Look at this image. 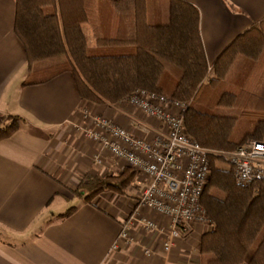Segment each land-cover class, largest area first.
Wrapping results in <instances>:
<instances>
[{"label": "trees", "instance_id": "trees-1", "mask_svg": "<svg viewBox=\"0 0 264 264\" xmlns=\"http://www.w3.org/2000/svg\"><path fill=\"white\" fill-rule=\"evenodd\" d=\"M152 2L15 0L13 32L24 48L27 72L40 76L28 84L69 73L80 100L95 105L120 103L138 90L186 105L185 131L210 152L209 181L200 197L210 224L200 238L201 264H264V180L238 186L233 167L218 155L250 141L264 142V99L254 94L264 70V20L235 38L209 66L197 10L169 0L168 22L153 24ZM84 25L92 29L95 48L87 46ZM113 47H124V53ZM229 52L247 63L240 87L216 77ZM54 59L57 63L43 65ZM217 109L238 114L216 115ZM23 125L20 117L0 116V142ZM135 179L130 168L87 175L71 195L88 202L106 192L128 196Z\"/></svg>", "mask_w": 264, "mask_h": 264}, {"label": "crops", "instance_id": "crops-1", "mask_svg": "<svg viewBox=\"0 0 264 264\" xmlns=\"http://www.w3.org/2000/svg\"><path fill=\"white\" fill-rule=\"evenodd\" d=\"M181 1L199 14L209 66L235 38L264 20V0ZM160 3L168 7L169 0ZM14 18L15 0H0V116L24 121L19 131L0 142V264H201L200 238L209 226H196L190 237L166 253L162 239L140 226L129 233L132 243L119 239L136 213L131 190L128 196L102 193L90 202L69 193L81 177L116 174L124 166L85 136L84 130L94 127L93 115L140 137H151L156 128L125 103L106 106L80 100L69 73L28 84ZM82 31L87 46L95 48L91 27L84 25ZM241 60L246 69L245 58L229 52L217 76L227 79ZM259 88L254 94L264 99V89ZM70 208L75 210L69 217L58 218ZM138 215L150 217L147 210Z\"/></svg>", "mask_w": 264, "mask_h": 264}, {"label": "built area", "instance_id": "built-area-1", "mask_svg": "<svg viewBox=\"0 0 264 264\" xmlns=\"http://www.w3.org/2000/svg\"><path fill=\"white\" fill-rule=\"evenodd\" d=\"M123 103L153 121L156 131L151 137L136 136L122 125L101 117H93L94 127L84 130V134L114 160L135 171L136 184L141 185L134 203L136 216L130 215L119 239L131 242L129 233L140 226L145 232L159 236L163 250L168 252L196 226L209 222L200 197L210 174V152L185 131L186 105L141 90ZM218 155L233 167L238 186L264 180V142L250 141ZM141 210H147L150 217L139 216ZM144 253L149 255L150 250L145 249Z\"/></svg>", "mask_w": 264, "mask_h": 264}, {"label": "rangeland", "instance_id": "rangeland-1", "mask_svg": "<svg viewBox=\"0 0 264 264\" xmlns=\"http://www.w3.org/2000/svg\"><path fill=\"white\" fill-rule=\"evenodd\" d=\"M149 19H150V21H151V23H153V24H166L167 22H168V7H166L164 4H161L160 3V0H153V2H152V9H151V11H150V17H149ZM114 48V47H113ZM113 48H111V49H113ZM128 48V47H127ZM115 50H114V52L115 53H120V54H122V53H124V51H123V49H124V47H116V48H114ZM60 61V60H59ZM242 61V60H241ZM241 61H239L237 64H236V66L232 69V73H231V75L227 78V79H224V80H222V81H225L226 83H228L229 85H231L232 87L233 86H236V87H240L241 86V84L244 82V80H245V78H244V76H245V73H247V71H246V69H244L243 67H242V63H243V61L241 62ZM55 63H57V60H51V61H49V62H46V63H43V65H45V66H47V65H52V64H55ZM241 71H242V73H241ZM249 71V70H248ZM248 74V73H247ZM38 77H40L39 76V73H36V72H34V71H32L31 73H30V75H28L27 76V81L29 82V81H33V80H35V79H38ZM217 78H219L218 76H216ZM220 79V78H219ZM262 88V89H264V70H263V72L261 73V75H260V77H259V79H258V81H257V83H256V86H255V89L257 90V88ZM259 88V89H260ZM254 89V90H255ZM261 89V90H262ZM257 93L259 92L260 93V91L259 90H257L256 91ZM87 103V102H86ZM120 103H123V101L122 102H120ZM118 104V103H117ZM215 114L216 115H225V116H237V114H238V112H234V111H232V110H225V109H217V110H215ZM96 118V117H101V118H105V117H103V116H101V115H93L92 117H91V119L92 118ZM106 119V118H105ZM89 139V138H88ZM90 140V139H89ZM109 157H111V158H113L111 155H108ZM125 168H129L126 164H124V166H123V168L121 169V171H123ZM106 175V174H105ZM109 175H111V174H109ZM137 175V174H136ZM101 176H104V174L103 175H101ZM85 177V176H84ZM84 177H81V179H80V181H79V183L81 182V180H83L84 179ZM136 180V179H135ZM208 181H209V178H208ZM208 181H207V183H208ZM78 183V184H79ZM78 184L76 185V187H75V189L77 188V186H78ZM131 191H132V193H133V195H134V200L137 198V193L138 192H140V190H141V185H138V184H136V181H134V184H133V187L130 189ZM70 194H71V191L69 192ZM136 197V198H135ZM70 205L72 206V205H74V203L72 202V203H70ZM206 223H208L209 224V222H206ZM206 223H203L202 225H204V226H206V225H208V224H206ZM201 225V226H202ZM203 226V227H204ZM209 226V229H210V224L208 225ZM155 235V234H154ZM156 237H158V238H160L159 236H157V235H155ZM191 235H188L187 237H190ZM161 239V238H160ZM133 242V240L131 241V242H129V243H132ZM161 248H162V251L163 252H165L164 250H163V247H162V243H161ZM171 251V250H170ZM170 251H168V252H170ZM168 252H166V253H168ZM150 254H151V251H150ZM149 254V255H150Z\"/></svg>", "mask_w": 264, "mask_h": 264}]
</instances>
